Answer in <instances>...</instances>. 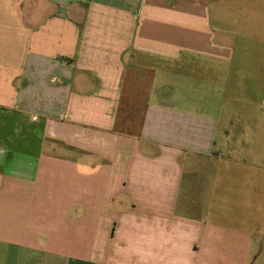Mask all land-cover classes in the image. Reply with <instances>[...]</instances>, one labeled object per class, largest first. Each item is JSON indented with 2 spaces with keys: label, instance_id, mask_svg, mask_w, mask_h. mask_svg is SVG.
<instances>
[{
  "label": "crops",
  "instance_id": "crops-1",
  "mask_svg": "<svg viewBox=\"0 0 264 264\" xmlns=\"http://www.w3.org/2000/svg\"><path fill=\"white\" fill-rule=\"evenodd\" d=\"M210 18L208 0H0V264L263 259L264 203L225 204L228 131L167 91L232 59Z\"/></svg>",
  "mask_w": 264,
  "mask_h": 264
},
{
  "label": "rangeland",
  "instance_id": "rangeland-1",
  "mask_svg": "<svg viewBox=\"0 0 264 264\" xmlns=\"http://www.w3.org/2000/svg\"><path fill=\"white\" fill-rule=\"evenodd\" d=\"M208 2L212 25L220 23L234 47L232 59L217 64L220 74L170 75L167 91L183 95L188 108H202L228 131L234 151L227 156L225 204L231 215L249 218L252 205L258 199L264 203V0ZM250 264H264V257Z\"/></svg>",
  "mask_w": 264,
  "mask_h": 264
}]
</instances>
